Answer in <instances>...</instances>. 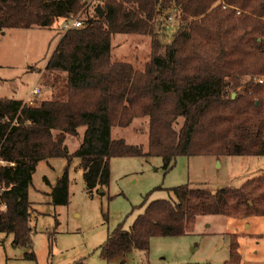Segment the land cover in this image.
Returning a JSON list of instances; mask_svg holds the SVG:
<instances>
[{"label": "trees", "instance_id": "trees-1", "mask_svg": "<svg viewBox=\"0 0 264 264\" xmlns=\"http://www.w3.org/2000/svg\"><path fill=\"white\" fill-rule=\"evenodd\" d=\"M90 1L0 0V35L74 20L86 15ZM96 1L83 28L60 30L45 66L62 77L59 89L38 106L0 98V233L11 235L15 247L31 248L28 192L39 162L79 159L92 194L108 188L115 158H160L167 173L179 157H264V0ZM173 9L187 27L168 45L153 41L142 69L112 59L113 37L152 36L156 17ZM138 119H147L146 147L111 137L113 128ZM80 128L70 153L66 139ZM68 188L67 167L51 204L67 206ZM168 191L173 198L151 201L128 230L119 225L108 236L102 260L148 252L153 238L189 235L201 216L264 215V174L238 188L213 192L186 184ZM237 238L229 237L224 264L241 262Z\"/></svg>", "mask_w": 264, "mask_h": 264}, {"label": "rangeland", "instance_id": "rangeland-1", "mask_svg": "<svg viewBox=\"0 0 264 264\" xmlns=\"http://www.w3.org/2000/svg\"><path fill=\"white\" fill-rule=\"evenodd\" d=\"M97 6L98 2L91 0L86 15L80 13L73 19L92 17ZM169 16L173 21H168ZM59 27L56 22L50 30H11L0 36V98L25 99L39 86L40 94L33 100L38 106L59 89L62 77L45 71L62 34ZM186 27L176 10L165 11L156 17L152 36L113 37L112 59L142 69L152 54L153 41L168 45L176 32ZM83 131L80 128L78 137L66 139L70 153L77 149ZM111 137L146 147L147 119L135 120L127 128H113ZM110 163V183L104 194L100 190L89 194L79 159L70 164L65 159L39 162L28 192L33 208L31 248L15 247L11 235L0 233V264H224L231 236L238 237L240 264H264V215L241 223L213 216L214 222L201 221L189 235L151 239L148 252L132 251L110 261L100 258L108 236L119 225L128 230L151 201L173 198L169 189L186 184L213 192L238 188L264 174V157H179L167 173L160 158H115ZM67 167L69 203L54 206L49 194ZM31 253L35 259H26Z\"/></svg>", "mask_w": 264, "mask_h": 264}, {"label": "built area", "instance_id": "built-area-1", "mask_svg": "<svg viewBox=\"0 0 264 264\" xmlns=\"http://www.w3.org/2000/svg\"><path fill=\"white\" fill-rule=\"evenodd\" d=\"M174 17H171L169 16L168 17V21L171 22L173 21ZM60 30L62 32H66V31H69V30H72V29H80V28H83V23L82 21H79V20H71V21H68V22H62L60 24ZM40 88L38 87H34L31 91H30V95H31V100L26 102L27 105L29 106H34V99L38 97V95L40 94Z\"/></svg>", "mask_w": 264, "mask_h": 264}, {"label": "crops", "instance_id": "crops-1", "mask_svg": "<svg viewBox=\"0 0 264 264\" xmlns=\"http://www.w3.org/2000/svg\"><path fill=\"white\" fill-rule=\"evenodd\" d=\"M57 22H59V25L62 23V20H59V21H57ZM30 30H34V29H30ZM30 30H20V31H30ZM38 30H41V31H46V30H50V29H38ZM9 31H11V30H9ZM9 31H7V32H9ZM7 32H5V34L4 35H0V36H5L6 34H7ZM35 87H38V88H40V90L42 89V87H39V86H35ZM16 100V99H15ZM17 100H19V99H17ZM31 100V95H28L27 96V98H25V99H21L20 101H23L24 103H26V102H28V101H30ZM111 164V163H110ZM212 217L213 216H201V217H198L197 219H196V223H195V227L197 226V224H200L201 223V221H210V222H214L215 220L214 219H212ZM214 217H223V216H214ZM225 218H227V217H225ZM230 219V218H229ZM248 219H250V218H248ZM234 220H236V219H233L232 221H234ZM237 222L236 223H238V222H244V221H247V219H241V220H236ZM195 227H194V230H195ZM194 232V231H193ZM236 232V231H235ZM239 234V233H238Z\"/></svg>", "mask_w": 264, "mask_h": 264}, {"label": "water", "instance_id": "water-1", "mask_svg": "<svg viewBox=\"0 0 264 264\" xmlns=\"http://www.w3.org/2000/svg\"><path fill=\"white\" fill-rule=\"evenodd\" d=\"M100 14H102V15H103V12H100ZM102 193H104V191H102V190H101V191H100V194H102Z\"/></svg>", "mask_w": 264, "mask_h": 264}]
</instances>
